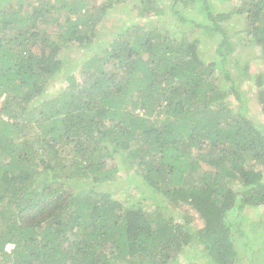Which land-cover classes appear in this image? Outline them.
Instances as JSON below:
<instances>
[{
	"label": "trees",
	"instance_id": "1",
	"mask_svg": "<svg viewBox=\"0 0 264 264\" xmlns=\"http://www.w3.org/2000/svg\"><path fill=\"white\" fill-rule=\"evenodd\" d=\"M191 1L141 0L138 19L170 27L123 26L46 99L64 51L92 47L120 0H0V264H254L237 231L264 207V125L242 84L264 102V72L239 48L264 60V0H195L204 20ZM121 169L138 196L106 190Z\"/></svg>",
	"mask_w": 264,
	"mask_h": 264
},
{
	"label": "rangeland",
	"instance_id": "2",
	"mask_svg": "<svg viewBox=\"0 0 264 264\" xmlns=\"http://www.w3.org/2000/svg\"><path fill=\"white\" fill-rule=\"evenodd\" d=\"M104 0H96V2L101 3ZM218 10H222L224 12L230 11V9L233 8V6L236 3H239L241 0H211ZM141 4V0H120V4L116 6L115 10L111 11L110 14L107 16L106 20L103 24L99 27L98 36L96 37V40L94 41V45L88 49H82V48H76L71 47L68 48V50L64 51L65 54H68V57L73 60L66 64V66L63 68V70L58 74V76L54 77L46 87L45 91V97L46 99L52 98L54 95H57L59 90L62 87L67 86L66 77L67 75L73 71L78 72L80 74L81 68L83 67V63L87 61L91 56H93L96 53H101L102 49L106 46L107 42L111 41L113 39V35L117 36L120 32V29L124 26H129L133 21L139 20L140 23L146 28L147 30H150V27L153 25H159L164 23L167 28L170 27V23L172 21L171 15L168 14V16L165 18L163 15H158L152 12V24H150V17L149 19H138L135 16V12H137V6ZM197 3L195 0L191 1V5L189 6V9H186L185 12L188 13L191 17L198 20H204L205 18L196 10ZM155 7V5H152ZM167 9V6L165 5V8ZM243 19L237 16H234L232 19L228 20L229 27L233 29H241L243 27ZM191 26L185 27L188 30V33L192 30L190 29ZM177 27L174 28V30ZM195 34V33H194ZM105 41V42H104ZM207 51L208 53H211L214 51V46L208 45ZM239 48V47H238ZM242 53V57L245 59H249L250 61V70L252 73L257 72H264V60L261 57L259 49H256L255 47H240L239 48ZM257 53V54H256ZM228 67H232V70L236 72V67L233 62H229L227 65ZM238 69V68H237ZM83 76V74H80ZM223 78L220 77L221 81ZM224 82L223 88L227 87L228 82ZM242 89L247 94V114L250 116L256 123L260 125H264V102H262L261 97L262 93H260V90L257 89V87L253 84V82H245L242 84ZM233 98V95L232 97ZM232 103L237 104L238 101L236 99H232ZM133 171L126 169H121L119 172V175L124 177L120 178L116 182H112L107 185L106 190L110 189H120L123 187H126V183L130 182L129 186V194L138 196L137 192V184L139 183L137 181H132L131 178L126 176L127 174H132ZM98 188H105V187H98ZM149 201V200H148ZM151 201V199H150ZM154 204L150 205V209H153ZM195 219H194V228L198 229L201 226L204 225L203 219L200 217L198 213L193 211ZM243 215H247L246 219H243V222H241L240 231H237V234H241L242 239L241 243L237 244V247L240 251V256L243 257H249V255L256 250V253H258V258L254 257V264H264V207H258V208H246V211L243 213ZM238 230V229H236ZM242 230L245 232L242 234ZM239 236V235H238ZM248 244H251L252 247H247ZM8 248L11 249L12 245H8ZM263 251V252H262ZM201 258V257H199ZM245 260V259H244ZM182 264H188V260L182 259Z\"/></svg>",
	"mask_w": 264,
	"mask_h": 264
},
{
	"label": "built area",
	"instance_id": "3",
	"mask_svg": "<svg viewBox=\"0 0 264 264\" xmlns=\"http://www.w3.org/2000/svg\"><path fill=\"white\" fill-rule=\"evenodd\" d=\"M4 97H5V96H0V118L7 119V117L4 116V114H3V112H2V105H3ZM8 249H9V248H8Z\"/></svg>",
	"mask_w": 264,
	"mask_h": 264
}]
</instances>
